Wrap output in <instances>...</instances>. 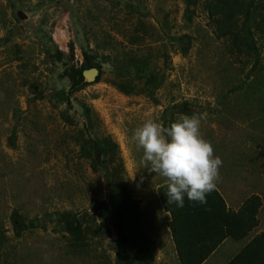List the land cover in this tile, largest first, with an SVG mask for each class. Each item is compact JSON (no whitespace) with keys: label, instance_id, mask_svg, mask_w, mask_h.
<instances>
[{"label":"rangeland","instance_id":"obj_1","mask_svg":"<svg viewBox=\"0 0 264 264\" xmlns=\"http://www.w3.org/2000/svg\"><path fill=\"white\" fill-rule=\"evenodd\" d=\"M205 1L0 0V264H144L128 240H161L169 220L166 181L131 141L149 119L202 116L216 190L232 207L260 196L250 237L264 231V35L253 74L251 46L218 39ZM84 54L98 75L75 90ZM107 138L114 160L93 150Z\"/></svg>","mask_w":264,"mask_h":264},{"label":"trees","instance_id":"obj_2","mask_svg":"<svg viewBox=\"0 0 264 264\" xmlns=\"http://www.w3.org/2000/svg\"><path fill=\"white\" fill-rule=\"evenodd\" d=\"M185 1V13L188 14L190 6L196 4L197 0ZM204 4L218 39L228 40L236 48L237 53L245 52V46L247 50H250L249 46H251L255 55L254 64L251 67L254 74L260 65V55L252 41V36L255 33L264 35V0H206ZM229 53L233 55L232 50H229ZM90 68H98V66L84 54L83 62L76 70L78 79L74 81L73 89L79 90L83 85H87L82 73ZM142 74L145 75V72L139 71L137 77H142ZM119 90L128 93L122 87H119ZM93 150L110 155L111 160H114L117 155V147L109 138L105 139L102 145L94 144ZM108 173L109 169H105V175ZM166 191V183L158 186L157 196L162 210L169 214L167 227L180 264H202L223 240L229 238L235 242L242 241L259 225L257 215L262 202L258 195L249 196L234 212L227 208L217 190L207 195L206 204L190 202L185 197L182 208L177 207L175 203H167ZM109 197L112 207L117 210L115 199L110 193ZM134 204L137 203L134 202ZM60 218L68 233L76 232L77 228L69 213L60 214ZM126 239L129 238L126 237ZM1 240L3 237L0 236V242ZM128 241L140 246L144 264L152 263L156 252L154 241L151 242L145 237L137 241L135 239ZM227 264H264V231L249 240Z\"/></svg>","mask_w":264,"mask_h":264},{"label":"clouds","instance_id":"obj_3","mask_svg":"<svg viewBox=\"0 0 264 264\" xmlns=\"http://www.w3.org/2000/svg\"><path fill=\"white\" fill-rule=\"evenodd\" d=\"M202 116H181L180 122L165 128L149 119L137 127L131 141L142 150V160L150 163L152 172L166 181L167 203L184 207L190 202L207 203L220 179L222 160L214 156L210 142L200 135Z\"/></svg>","mask_w":264,"mask_h":264},{"label":"crops","instance_id":"obj_4","mask_svg":"<svg viewBox=\"0 0 264 264\" xmlns=\"http://www.w3.org/2000/svg\"><path fill=\"white\" fill-rule=\"evenodd\" d=\"M155 194H157V189L155 191ZM224 201L227 208L234 212H236L241 207V205L232 207L226 202L225 199ZM167 215L169 216V214ZM254 231L255 229L252 232ZM252 232L250 234H252ZM260 232L261 230L252 235V237L259 234ZM250 234L245 240L238 242L226 238L202 264H227L236 254L240 252V250L246 245V243L249 242V240L252 238L250 237ZM154 241L156 246V253L152 264H170V262L172 264H180L177 259L175 246L173 244L169 229L168 235H166V237L161 238V240H159L158 237H155Z\"/></svg>","mask_w":264,"mask_h":264},{"label":"water","instance_id":"obj_5","mask_svg":"<svg viewBox=\"0 0 264 264\" xmlns=\"http://www.w3.org/2000/svg\"><path fill=\"white\" fill-rule=\"evenodd\" d=\"M17 17L19 19H25L26 15L23 14L21 11L17 12ZM184 43H186V40H184ZM83 78L87 81V82H94L97 75H98V69L97 68H90V69H86L83 71L82 73ZM122 241H125V238H122Z\"/></svg>","mask_w":264,"mask_h":264}]
</instances>
